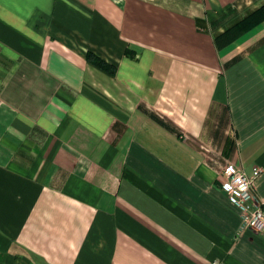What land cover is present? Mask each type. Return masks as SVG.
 <instances>
[{
  "label": "crops",
  "instance_id": "0c3cea01",
  "mask_svg": "<svg viewBox=\"0 0 264 264\" xmlns=\"http://www.w3.org/2000/svg\"><path fill=\"white\" fill-rule=\"evenodd\" d=\"M263 3L0 0V264H264L211 157L264 206Z\"/></svg>",
  "mask_w": 264,
  "mask_h": 264
},
{
  "label": "built area",
  "instance_id": "2783aa9c",
  "mask_svg": "<svg viewBox=\"0 0 264 264\" xmlns=\"http://www.w3.org/2000/svg\"><path fill=\"white\" fill-rule=\"evenodd\" d=\"M260 172V167H254L252 173L247 174L230 162L223 168L220 188L238 209L242 227L264 234V206L253 192L254 181Z\"/></svg>",
  "mask_w": 264,
  "mask_h": 264
},
{
  "label": "trees",
  "instance_id": "16d2710c",
  "mask_svg": "<svg viewBox=\"0 0 264 264\" xmlns=\"http://www.w3.org/2000/svg\"><path fill=\"white\" fill-rule=\"evenodd\" d=\"M264 21V3L260 5L259 7L245 13L243 16L235 19L231 24H229L222 32H219L215 34L214 41L218 45V47H221L222 45H225L248 30L252 29L259 23ZM130 50L128 49L126 51V54H129ZM87 59L92 64L102 68L108 73L114 72V65L106 62L101 57L94 54L92 51L87 52Z\"/></svg>",
  "mask_w": 264,
  "mask_h": 264
},
{
  "label": "rangeland",
  "instance_id": "374dc122",
  "mask_svg": "<svg viewBox=\"0 0 264 264\" xmlns=\"http://www.w3.org/2000/svg\"><path fill=\"white\" fill-rule=\"evenodd\" d=\"M206 151L208 152L209 150L207 149ZM213 156H215L216 159L219 160L217 162H213L215 164L219 163L222 166H225L226 164L230 163L229 160H228V157L224 156V153H222V152H219V153L218 152L217 153L213 152V153H211V157H213Z\"/></svg>",
  "mask_w": 264,
  "mask_h": 264
}]
</instances>
